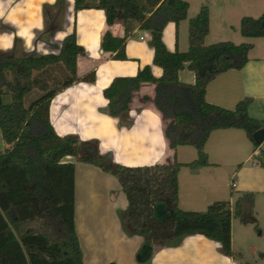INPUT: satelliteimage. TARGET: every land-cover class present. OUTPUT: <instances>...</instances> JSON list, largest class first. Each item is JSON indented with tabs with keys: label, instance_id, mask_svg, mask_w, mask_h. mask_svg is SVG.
Here are the masks:
<instances>
[{
	"label": "trees",
	"instance_id": "1",
	"mask_svg": "<svg viewBox=\"0 0 264 264\" xmlns=\"http://www.w3.org/2000/svg\"><path fill=\"white\" fill-rule=\"evenodd\" d=\"M92 7L104 11L108 26L116 21L123 24L122 36L109 30L102 34L104 52L112 59H126L125 42L137 25L150 31L153 64L162 70L156 78L146 65L134 76L113 78L103 90L106 113L130 126L127 113L133 93L144 83H154L153 105L164 120L168 146L174 151L178 146H193L196 158L187 163L174 157L170 163L124 166L102 156L96 140L56 134L49 121L52 98L78 80H94L93 71L77 77V57L83 48L76 42L75 30L65 36L58 54H0V132L7 145L0 152V264H83L74 225L75 164L64 161L66 156L116 177L128 202L124 228L142 236L144 243L176 245L186 235L201 234L217 241L221 251L231 256V219L241 216V204L236 203L233 211L227 200L214 201L204 211L180 209L178 172L181 167L194 170L210 164L204 145L216 129H242L254 149L259 146L253 134L264 129V120L248 114L251 98L240 100L233 109L205 99L206 85L213 77L245 65L251 44L221 41L206 45V4L189 19L187 51H168L162 41L167 22L177 25L186 18L189 5L184 0H97L93 4L74 0V11ZM239 32L244 37H264V12L256 18L241 17ZM60 64L67 72L64 79L50 71ZM184 68L194 73L192 84L179 80L178 73ZM34 73L41 76L34 77ZM35 88L42 93L25 107L24 96ZM159 201L172 213L163 222L152 217V206Z\"/></svg>",
	"mask_w": 264,
	"mask_h": 264
},
{
	"label": "crops",
	"instance_id": "2",
	"mask_svg": "<svg viewBox=\"0 0 264 264\" xmlns=\"http://www.w3.org/2000/svg\"><path fill=\"white\" fill-rule=\"evenodd\" d=\"M88 1L93 4L97 0ZM184 1L189 5L186 18L177 25L169 21L162 30V41L168 51L188 49L185 31H188L189 19L199 12L203 4H206L209 10V32L204 39L206 45L220 40H208L212 28L230 30L235 35L239 33L237 24L240 23L241 17H258L264 12V0H196L194 3L192 0ZM0 7L4 11V16L0 17V43L3 42L4 36L12 37V47L8 50L0 48L1 55L38 57L58 54L65 36L75 30L76 42L83 48V52L77 57V77L81 78L91 71L94 72L92 82L78 80L58 92L50 101L49 121L56 134L75 137L80 141L96 140L100 154L115 163L130 167L147 165L139 161L146 155H151L147 149L153 147L151 138L156 133L153 124L158 121L157 126L162 134L164 128V120L153 105L155 84L144 83L133 93L127 113L131 120L130 126L122 125L119 118L108 115L107 104H102L101 101L106 100L103 90L115 77L134 76L146 65L150 66L154 77H160L161 68L153 64L154 52L150 45V31L139 29L136 25L132 35L125 42L126 59L118 60L112 59L110 53L104 52L100 43L106 30L114 36H122L123 24L116 21L108 26L105 13L101 9L92 7L74 11V0H0ZM240 9L244 10V13H240ZM261 38L264 37L242 36V43H250L252 46L248 52V61L241 69H230L213 77L206 85L207 102L229 109L249 97L251 102L248 114L264 120L251 114L254 101L258 98L264 99V55L253 53L256 43L261 41L258 39ZM185 69L187 68L179 71V80L192 84L194 73L190 70L186 72ZM5 99L9 101V97L4 98V101ZM242 131L236 128L212 131L204 145L210 164L194 170L188 167L180 168V209L204 211L214 201L227 200L230 210L233 211L234 202L240 201L242 196H233L232 190L228 195L222 187L220 174L210 167L220 165L219 156L224 152L223 149L229 148L233 151V147H237L233 141L235 138L241 142L244 149L254 147ZM163 139L167 145L163 163L172 162L174 157L181 163L190 162L193 158L191 151L186 153L182 150L187 145L178 146L174 151L168 146L164 134ZM6 147L0 132V152ZM213 149H216L215 155L212 154ZM181 155H187L190 159H182ZM255 155H259V147L252 148L247 158ZM64 161L75 164L74 225L83 264H239L245 255L238 245V231L243 232L242 238L251 242L245 244L253 249L250 244L256 242V237L250 235L246 228L248 223L257 222L251 214L248 220L243 218L239 224L235 217L231 219V256L221 251L217 241L201 234H191L182 237L176 245L152 244L150 258L146 262H138L136 254L144 244V239L140 235L132 234L131 229L124 228L122 218L128 202L116 177L94 164L76 161L71 156H66ZM252 164L261 168H248L250 171L264 173L263 162ZM241 172L240 169L237 173L238 183L232 179L230 186L246 190L249 188L245 185L247 179L241 176ZM260 192L264 193V189H260ZM241 207L243 212L244 203ZM237 254L241 257H236ZM260 256L264 258V254L260 253Z\"/></svg>",
	"mask_w": 264,
	"mask_h": 264
},
{
	"label": "rangeland",
	"instance_id": "3",
	"mask_svg": "<svg viewBox=\"0 0 264 264\" xmlns=\"http://www.w3.org/2000/svg\"><path fill=\"white\" fill-rule=\"evenodd\" d=\"M192 1L194 3V1L196 0H192ZM239 11L240 13H244V10L240 9ZM195 15L196 14H194V16ZM237 25L239 27V24ZM185 38H188L187 30L185 31ZM209 39H220L212 43H216L219 41L220 42L221 41H231V42L236 41V42H233L235 44L242 43L241 41L242 35L240 34V32L234 35V33H232L230 30L223 31L220 28H215V27L212 28V32L208 40ZM258 40H261V41H258V43H256L253 53L256 55H259V54L264 55V38L263 39L261 38ZM185 70L186 72H188L187 71L188 69H185ZM50 71L52 73L58 74L61 77V79H64L67 76V72L65 68L61 64L51 68ZM37 76L38 77L41 76L40 73H34V77H37ZM41 93L42 92L40 90L35 88L31 92H29L27 95H25L23 98L24 106L27 107L33 100L39 97ZM251 108H252L251 114L254 115V117L264 118V99H260V98L256 99ZM229 109H233V108H229ZM242 134H245V133H242ZM233 141L237 147H233V151L232 150L230 151L229 148L223 149L224 152H222V155L219 156L220 165L217 167L211 166L210 168H213L212 170H215L217 173L220 174L222 178V183H221L222 187L225 188L224 190L227 191L228 195H229L230 190H232L233 196L237 194L242 196L241 197L242 199L240 201L234 202L233 204V206L235 207L236 203L239 202L241 206H243V203L245 206V209L243 210L241 216L235 217L236 222L238 223L243 218H246V220H248L249 215L251 214L257 220V222L248 223L246 227L247 232H249L250 235H254L256 237V242L250 244L253 247V249H251L250 246L245 244V243H251V242H247L244 238H242L244 236L243 232L238 231V234H237V238L239 239L238 245L241 249H243V252L245 255L244 259L239 261V264H246V262L247 264H264V258L260 256V253H262V255L264 254V193L260 192V189H264V173L263 174L255 173L253 171H250V169H248V168H261L260 166L253 165L252 162H254V164H256L257 162L264 163V141L258 146L259 155L250 156L249 158H247L249 151H251V149L254 147H252L251 149H248V148L244 149L241 142L237 138H235ZM208 144L209 145L207 146L209 148L210 143ZM184 148L185 149H182L184 152L186 151L192 152L193 158L190 159L188 158L187 155H181L182 159H186L187 157V159H190V161L194 160L196 158V149L193 146H189V145L185 146ZM214 151H216V149L212 150L213 155H215ZM262 168L264 170V166ZM240 169L242 171L241 176L247 179L245 185L246 187H249V188H247L246 190L242 188H238V187L232 188L230 186L232 179L235 180L236 183H238L237 173Z\"/></svg>",
	"mask_w": 264,
	"mask_h": 264
},
{
	"label": "clouds",
	"instance_id": "4",
	"mask_svg": "<svg viewBox=\"0 0 264 264\" xmlns=\"http://www.w3.org/2000/svg\"><path fill=\"white\" fill-rule=\"evenodd\" d=\"M9 2H10V0H9ZM50 2H54V0H50ZM3 16H4L3 8L0 7V17H3ZM9 19H11L10 16H9ZM25 34L26 33H22V35H25ZM2 39H3V42L0 43V48H2L4 50L10 49L12 47V37L6 35ZM28 47L30 48L31 45H29ZM161 74H162V71H161ZM101 103L106 105L108 103V101L103 100V101H101ZM157 125H158V121L153 124V127L156 128V133L151 138L153 147H150L147 149V152H149L151 155L150 156L146 155L145 157H143V159L139 161V163H141V164L155 165L156 163H163L164 162V157L166 154L165 149H166L167 145L163 139V134ZM156 146H158V148Z\"/></svg>",
	"mask_w": 264,
	"mask_h": 264
},
{
	"label": "water",
	"instance_id": "5",
	"mask_svg": "<svg viewBox=\"0 0 264 264\" xmlns=\"http://www.w3.org/2000/svg\"><path fill=\"white\" fill-rule=\"evenodd\" d=\"M254 142L260 145L264 141V129H260L253 134ZM172 213L168 211L164 202L159 201L152 206V217L158 222H163L164 220L170 218ZM152 254V246L144 243L138 253L136 254V259L138 262H146Z\"/></svg>",
	"mask_w": 264,
	"mask_h": 264
},
{
	"label": "built area",
	"instance_id": "6",
	"mask_svg": "<svg viewBox=\"0 0 264 264\" xmlns=\"http://www.w3.org/2000/svg\"><path fill=\"white\" fill-rule=\"evenodd\" d=\"M232 186H234V183L232 182Z\"/></svg>",
	"mask_w": 264,
	"mask_h": 264
}]
</instances>
